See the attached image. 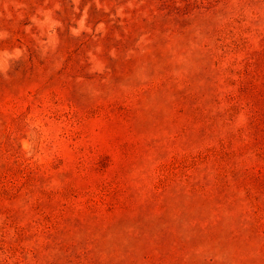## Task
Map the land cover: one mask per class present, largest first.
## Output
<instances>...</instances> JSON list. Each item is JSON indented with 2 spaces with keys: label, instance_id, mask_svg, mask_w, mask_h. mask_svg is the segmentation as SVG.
<instances>
[{
  "label": "rangeland",
  "instance_id": "374dc122",
  "mask_svg": "<svg viewBox=\"0 0 264 264\" xmlns=\"http://www.w3.org/2000/svg\"><path fill=\"white\" fill-rule=\"evenodd\" d=\"M0 264H264V0H0Z\"/></svg>",
  "mask_w": 264,
  "mask_h": 264
}]
</instances>
